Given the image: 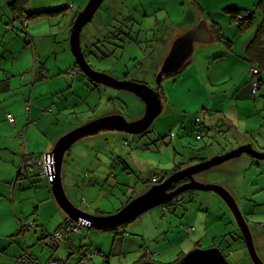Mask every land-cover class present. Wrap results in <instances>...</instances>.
Masks as SVG:
<instances>
[{
    "label": "rangeland",
    "instance_id": "1",
    "mask_svg": "<svg viewBox=\"0 0 264 264\" xmlns=\"http://www.w3.org/2000/svg\"><path fill=\"white\" fill-rule=\"evenodd\" d=\"M88 1L30 0L27 5L28 10L41 7L50 9L69 7L65 14L32 19L33 21L50 19L37 27L35 33L44 36L45 40L60 38L62 32L60 28H64L65 31L70 28L71 7L75 6L82 10ZM109 5L114 9L110 11L112 13L110 17L115 16L118 19L116 15L118 12L121 18L128 16L133 19L130 23L131 27H134L136 35L140 31L138 39L143 41L140 45L137 44L139 49L136 44H128L123 53L116 52L112 35L104 42L101 40L96 43L100 40L98 36L93 40L96 43L93 51L101 58L92 56L89 59L91 64L96 70L118 79L127 77L129 80L157 88V68L159 67L160 70L172 39H175L180 32L193 29L205 21L208 25L220 21L227 27L226 35L228 40L232 41L233 53H229L228 45L197 42L192 62L186 66V69L175 77L163 78L161 86L165 110L145 135L103 131L77 142L67 153L63 172L65 190L76 207L94 215L116 213L125 205L128 197H136L143 193L147 186L155 185L152 182L153 178L155 176L164 178L166 170L174 168L176 163L191 157L209 159L238 147L241 140L252 141L255 149L264 152V129H258L259 121H264V96L259 94L262 101L257 105L261 114L256 115L253 111L255 98L252 93L253 82L250 72L252 64L244 55L246 42L256 33L257 26L262 24L258 22L264 16V0H122L121 5L119 0H106L93 21L84 28L83 45L86 44L88 34L91 35L96 28L97 21L106 15L104 13L107 12ZM248 6L259 10L260 18L256 16L254 27L244 34L238 31L231 20V14L225 8H248ZM7 18L11 20L12 15ZM7 18L2 23H7ZM15 23L14 32L19 38L24 40L28 38L23 32L20 21L17 19ZM10 32L12 31L5 32V36ZM106 55L109 57L104 58ZM69 56L76 62L71 52ZM117 57L120 58L116 59ZM21 61L22 58L19 56L16 63L17 72L14 76L15 89L12 93H17L12 99V102L16 101V105L12 107L14 109L12 115L16 122L8 120L6 115L7 121L11 123L17 135L15 149L19 154L9 153L10 158L0 154V179L8 178L12 169L17 168L16 175L25 185L22 194L26 214H21L18 204L19 217L23 225L32 221L36 229L30 230L34 234L41 235L42 229L45 230L44 234L49 231L43 225L44 222L52 230L58 222L47 216V204H42L41 217L37 221L36 207L40 206L38 195H44L45 191H48L53 200L54 195L50 180L37 176L38 172L43 171V165L39 164L41 167L38 164L32 165L30 168L25 166L26 154L28 155L25 150L26 144L35 141L44 151H47V147L52 144L51 149H53L55 143L64 134L94 119L112 114H122L129 121L138 119L145 111V104L140 98L127 91L103 85L96 86L84 75L73 79L67 74L68 60L61 54L50 58L43 56L42 60L39 59L38 54L37 57L33 54L29 71L28 68L19 69ZM40 63L41 66L47 65L49 71L46 73L47 77L36 81L34 68L36 65L40 66ZM75 65L72 69L79 70L77 63ZM247 86L251 87L249 93L252 101L246 102L239 109L236 104L239 98L235 92ZM22 93L27 94L24 102ZM222 98L231 100L230 104H232L225 108L224 115L234 121L233 124L239 132L225 129L221 125L219 127L222 132L209 130L211 129L209 122L213 116L205 109L208 105L212 108L218 100L222 102ZM46 110L48 111L45 112ZM211 113L217 116V113ZM30 114L32 118H29ZM199 117L202 119L200 126ZM239 119L246 121L247 124L241 123L244 129L241 128ZM10 130L6 125L0 126V133H7ZM198 135L202 138H198ZM242 137L244 139H241ZM184 151L188 152L187 157L182 154ZM32 157L37 158L39 155L35 154ZM253 162L255 164L251 168L250 163ZM239 177L242 178L237 179ZM28 178L33 182L29 179L25 183ZM196 178L205 183L223 185L230 191L229 183L235 182L233 185L237 189L241 182L242 189L247 191L246 195H251L254 191L259 194L261 187L264 189V161L253 160L251 155L245 154L224 165L200 173ZM243 178L246 179V183H243ZM71 179L73 182L76 181L74 182L76 186L70 185ZM37 190L41 191L36 194ZM184 199L168 205V212H165L162 206H158L116 230L102 231L84 227L83 243L93 244L94 249L100 246L103 253L108 255L115 253V264H133L144 257L145 247L150 248L154 253L157 250V255L153 258L155 261L168 263L176 259L180 253H188L195 245L204 249L215 247L217 243L221 245L227 239V232L238 227L233 213L218 194L197 191L191 201ZM260 199L264 201V193ZM15 218L19 229L17 216ZM76 224L81 227L83 225L81 222ZM190 228L193 231H190ZM13 229L14 223L9 210L4 205H0V234L6 235ZM167 236L169 241H166ZM41 238L42 236L37 237V240L41 241ZM227 241L230 242L231 248L232 244H235L234 255L229 257L233 264H253L242 240ZM115 245L123 251H113ZM221 247L229 253L226 245ZM91 252L94 253V259L99 258V261L103 262L102 255H95L94 250ZM89 263L91 264L92 261L84 264Z\"/></svg>",
    "mask_w": 264,
    "mask_h": 264
},
{
    "label": "water",
    "instance_id": "2",
    "mask_svg": "<svg viewBox=\"0 0 264 264\" xmlns=\"http://www.w3.org/2000/svg\"><path fill=\"white\" fill-rule=\"evenodd\" d=\"M105 1L89 0L86 6L79 11L71 29V52L76 59L77 65L93 82L109 88L127 91L137 96L144 102L145 111L142 117L132 121L127 120L122 114L103 116L70 130L60 137L52 151L45 154L38 161V164L42 162L49 166L48 172L51 177L50 182L55 201L72 221L81 222L85 227L110 231L130 224L158 206H165L186 191L214 192L226 202L233 213L253 264H264V260L258 252L251 226L232 192L223 185L205 183L196 178L200 173L221 166L245 154H249L259 161H264V152L255 149L252 143L241 144L223 154L191 164L172 173L163 182L150 186L113 214L94 215L86 213L76 207L69 198L64 186L63 172L65 158L71 148L82 139L98 135L103 131H116L136 136L149 132L154 121L165 110L163 95L159 89L163 78L178 73L186 65L194 53L197 42L204 44L213 41V35L203 23L177 37L171 43L170 49L157 73V88L129 79H118L107 73L94 70L89 65L82 47L83 30L93 21ZM183 180L188 181L176 187ZM139 264L162 263L143 261ZM172 264L233 263L227 258L222 249L215 246L206 249L201 247L194 248Z\"/></svg>",
    "mask_w": 264,
    "mask_h": 264
},
{
    "label": "crops",
    "instance_id": "3",
    "mask_svg": "<svg viewBox=\"0 0 264 264\" xmlns=\"http://www.w3.org/2000/svg\"><path fill=\"white\" fill-rule=\"evenodd\" d=\"M10 1L11 0H0V4L2 5V6H0V83H1V87H0V94H1L0 95V126L6 125L11 129L7 133H5V132L0 133V154L6 156L8 158H10L9 153H11V154L13 153L15 155L19 154V152L15 149L17 141H18L17 135L13 131L11 123L9 121H7V119H6L7 114H13L12 112L14 109L12 107L14 105H16V101L12 102V99L15 97V95L17 93H15V94H12V93L15 89L14 76H15V73L17 72L16 71L17 60L19 59V56H21L22 61L20 62L21 66L19 67V69L22 70V69L28 68L27 70L29 71V68L31 67V64H32L31 61L33 58V54L35 55V57H37V54H38L40 60H42L43 56H47V58H50L56 54H61L62 56H64V58H67V60H68V63H67L68 67H66V68L67 69L74 68L73 65H75L76 62L73 59H71L69 56L70 52H71L70 35H71V29H72V25H71L72 21L74 20L76 13L79 11V9L77 7L76 8H75V6L71 7L72 19H71V22L69 25L70 28L68 29V31H65L64 28H60V30H62V32L60 33L61 37L60 38L54 37V38L49 39V40H45L44 36H38L35 33V30L41 24H44V22L50 21V19H47L46 21H43L42 19L33 21L32 19H34V18L30 19L28 21V26H27L28 28L26 30L28 32V35H30L32 39L27 40V38H25V40H24L22 38H19V35L16 34L14 31L10 32V34L5 36V32H8V30H7L6 26L3 25L4 23H2V22H4L3 20L6 19L9 15L11 16V14H12V13H10V11L8 9V3ZM4 6H6V7H4ZM49 9L50 8H48V7H41V8L33 9L32 11L29 10V12L30 11L31 12H33V11L37 12L40 10H49ZM240 9H245V10H249V11L252 10L255 12V19L253 20V23H252L251 27L249 28V29H252V27H254V25H255V22L257 21L256 16H259V18H260L259 10H255L254 8H251L249 6H248V8H240ZM39 17H43V16H39ZM39 17H35V18H39ZM263 18H264V16H263ZM263 18L259 19L260 21L258 23H260V22L263 23ZM8 20H9V18H7V21ZM231 20H232V18H231ZM202 23L205 25V27L208 29V31H210V33L213 35V41H211L209 43L210 44L216 43L219 45H224L223 42H220L216 39L215 33H214L215 30L213 31V29H211L212 23L210 25H208L206 21L202 22ZM217 23H219V25L222 29V33L227 38V35H226L227 31L225 29L227 27L223 26V24L220 21ZM260 25L261 24H259V26ZM196 26H198V25H196ZM259 26H257V28H256V31H255L256 33L259 29ZM191 29H188V30H191ZM185 32H180L179 35L175 37V39L177 37L181 36ZM245 32H243V33L246 34L248 31L246 33ZM256 33L245 44L246 45V54H244L245 57L248 56L249 46H250L251 42L253 41ZM175 39H173V40H175ZM209 43H204V44H209ZM218 49H220L222 51L224 50L223 48H218ZM228 51H229V53H233L232 52L233 46H231V48ZM229 53H227V54H229ZM42 54H44V55L42 56ZM224 54H225V52H224ZM48 71H49V69H48L47 65L41 66V63H40V66H38V67L36 65L34 68L36 81L38 79H42L44 77H47L46 73H48ZM73 79H75V78H73ZM258 79H259V77H258ZM260 80H261L260 90L257 92L256 95L253 94L254 98H255V105L253 106V111L255 112L256 115L261 114L260 109L258 108L257 104H258V102L262 101V99H260V97H259V94L261 93L262 96H264V72L261 74ZM251 81L254 82L253 77H252ZM250 90H251L250 86H247L245 89H244V87H242L241 89L236 90L237 92H235V93H237V97L239 98V100L236 101V104L239 107V109L246 102L252 101L251 100L252 96L249 93ZM252 93H253V83H252ZM22 94H23V102H24V100H26L27 94L26 93H22ZM230 102H231V100L222 98V102H221V100H218L212 108L210 107V105L207 106L205 111H209L210 115L213 116V119L210 120V122H209V124H211V126H210L211 129H209V130H215L216 131L217 127H219L220 125L221 126L226 125L225 129H227L229 127V128H231L232 131L236 130L239 132V129H237L235 127V125L233 124L234 121L227 119L224 115L225 114L224 113L225 108L228 105L230 106L232 104V103L230 104ZM221 105H222V107H221ZM40 112H41V110H40ZM211 112L217 113V116H215ZM29 118H32L31 114H30ZM239 120H240V124L241 123L247 124L246 121L241 120V119H239ZM259 124L260 125H259L258 129H264V121L260 120ZM241 126H242V124H241ZM241 128L244 129L243 126ZM219 130H221L220 127H219ZM223 132H225V131H223ZM26 133H27V131H26ZM243 137L241 139H244ZM240 143H242V144L252 143L254 145V143L248 139L247 140L245 139L243 141L241 140ZM52 146L53 145L51 144V146L47 147V151H44V149L39 147L35 141L26 144L25 150H27L26 152L28 153V155L26 154L27 158L25 159V162H24L25 166H29V168H30V166H32V165H37L40 158H42L45 154L51 152ZM35 154H38L39 157H37V158L32 157ZM182 154L184 155V157L188 156L187 151H184V153H182ZM247 162H249V161L247 160ZM38 166H40V165L38 164ZM252 166H253V163H250L251 168H252ZM232 170H233V168H232ZM16 171H17V168L14 167L12 169V173L8 176V178L5 177L3 179H0V205H4L5 208L7 210H9V213H10L11 218L13 219V223H14V229H13V231H11V233H8L6 235L0 234V264H18V260L24 254H29V255L33 256L39 262H46L51 258H53V259H64V258H66L69 261H71V263L77 264L79 262L80 257H81V254L79 251L82 248H84L86 251H89V252L94 250L95 255H102L103 256V258H104L103 262H100L99 258L94 259V257H93L92 260H89V261H92L91 264H104L105 254H107V253H103L102 247H100V246H98V249H96V248L94 249L93 244L87 245V244L83 243L84 237H85L84 232L79 233V235H78V233H73L71 235L70 239L66 241V243L62 244L61 246H59L57 248L50 246L48 243V240H44L48 235L56 232L60 228L62 229L63 228L62 226H64L63 224L68 217L67 214L59 207V205L57 204L55 199L53 200V197H51V194L48 191H45L44 195H38L40 206L36 207V209H38L37 221H39V219L41 217L40 208H41L42 204H47L48 205L47 216L50 219L51 218L55 219L56 222H58V225H56L54 227V229L52 230V229H50L49 225L44 222L43 225L49 231H48V233L44 234L45 230L42 229L41 235L34 234V232H32V230H30L31 228L28 229L29 226L32 227V225L34 224V223H31L32 221L27 220L30 224H24L23 225V221L19 217L20 214H19V209L17 206L19 204V207L21 208V214L25 215L26 214L24 211L25 210L24 209V203L25 202H24V198H23V194H22V192L24 191L25 185L23 183H21L22 179H19L17 177ZM22 171H24V170H22ZM30 173H31V170H30ZM40 173H41V171H40ZM40 173L38 172L37 176L40 178H43V177H41ZM236 174H237V172H236ZM234 175L232 174V176H234ZM240 178H242V177H239L237 179H240ZM29 179L30 178H28L25 181V183L27 181H29ZM31 179H32V177H31ZM31 179H30V181L33 182V180H31ZM43 179H46V178H43ZM65 179H66L65 184L67 185L66 182L68 181V178L66 177ZM63 180H64V176H63ZM74 182H76V181H74ZM74 182H73V179H71L70 180L71 184L69 182L68 183L72 186H76V183H74ZM243 183H246V179H244V178H243ZM233 184H235V182L229 183L231 192L233 193V196L235 197V199L238 201V204L240 205L242 212L244 213L247 221L249 222L250 226L252 227V231L255 234L254 240L256 242L257 249L259 250L258 252H259V254L261 253L262 255L260 254V256L261 257L263 256L262 258H264V201L260 199L262 194L264 193L263 192L264 189H262V187H261V190L259 189L260 190L259 194H257L256 191L253 192V190H252L251 192H253V193H251V195H246L247 191L242 189V183L241 182H240V185H238L237 189L234 188ZM42 185H44V184H42ZM250 188H251V185H250ZM40 191L41 190H37L35 193L38 194ZM166 211L168 212L169 210H166ZM16 216L18 218L17 222H18L19 229L17 228L16 218H15ZM248 218H250V220ZM23 227H24V229H23ZM34 228L36 229V226ZM234 230H231V231L233 232ZM35 233H37V232H35ZM227 233H229V232H227ZM40 236H42L43 239H41V241H38L37 237H40ZM168 239H169V237L167 236L166 241H169ZM217 244H219V243H217ZM217 246H219V245H217ZM114 250H116L117 252L123 251L122 249L119 250L117 245H115L113 247V251ZM149 250H150V248H149ZM156 252H157V250H156ZM156 252L153 255H151V253H149L150 256L148 259H146V258L144 259V257L141 259H144L145 261H155L154 259H151L150 257L155 258V255H157ZM109 254H111V253H109ZM114 255H115V253L112 252V255L110 256L111 262L113 264H115L114 263L115 262L114 261ZM138 261L139 260L135 261L133 264H136ZM173 261H169L168 263H162V262H159V263L169 264ZM155 262H158V261H155Z\"/></svg>",
    "mask_w": 264,
    "mask_h": 264
},
{
    "label": "trees",
    "instance_id": "4",
    "mask_svg": "<svg viewBox=\"0 0 264 264\" xmlns=\"http://www.w3.org/2000/svg\"><path fill=\"white\" fill-rule=\"evenodd\" d=\"M29 1L30 0H11L9 3H8V9H9V11H10V13H12L11 15H12V19L10 20H8L7 21V23H4L5 25H6V28L8 27V31H15V29H16V23H15V21L18 19L19 21H20V25H21V27H22V29H23V32H25L26 34H27V40L29 39V40H31L32 38H31V36L30 35H28V32H27V26H28V21L30 20V19H32V18H35V17H39V16H48V17H54V16H56V15H59V14H61V13H65L68 9H69V7H57L56 9H49V10H40V11H37V12H29V10H28V7H27V5H28V3H29ZM122 4V0H120V5ZM112 10H114V9H112V7L109 5V7H108V9H107V12L106 13H104V14H106V15H104L103 16V18L102 19H100L101 21H102V23H99L98 24V26H99V29H101L102 31H103V33L102 34H105V39L103 38V42L106 40V38L109 36L110 37V35H112L113 34V38H114V40H115V45L116 44H121L122 46H120V47H116V48H118L119 50V52H123L124 53V51H125V49H126V45H128V44H134V43H136V45L137 44H139L140 45V43L141 42H143V41H141L140 39H138L140 36H139V34H140V31L138 32V34L136 35L135 34V32H134V27H131V22L133 21V19H131V17H124V18H121L122 16L118 13V12H116V15H117V17L119 18V19H121L122 20V23L121 24H118V23H116V18H115V16H111L110 17V15L112 14L110 11H112ZM225 10L229 13V14H231V18H232V21H233V23L237 26V29H238V31H240L241 33H243V32H245L246 30H248L250 27H251V25H252V23H253V20L255 19V12L254 11H252L251 10V12H252V15H250L248 18H246L244 21H242V22H239V23H236L235 22V19H236V17L239 15V14H241V13H243V12H245V11H249V10H245V9H240V8H237V7H233V8H229V7H227V8H225ZM80 11V10H79ZM79 11L76 13V16L74 17V19L77 17V14L79 13ZM118 11V10H117ZM108 15V16H107ZM74 21V20H73ZM73 21H72V26H73ZM103 21H104V23H103ZM107 23H109V25L110 26H113V28L114 29H112V28H110V29H106L105 31H104V29H105V25L107 24ZM117 24H118V27H117ZM117 27V28H116ZM150 29V28H149ZM149 29H147V30H149ZM211 29H213V31H214V33H215V37H216V39L218 40V41H220V42H223V44L225 45V46H229V48H231V46H232V41H230V40H228V38H226L225 37V35L222 33V29H221V27H220V25H219V23H217V22H214V24H212V27H211ZM138 30H140V29H138ZM111 31V32H110ZM150 31H153V30H150ZM149 31V32H150ZM111 37V38H112ZM137 37V38H136ZM173 40V39H172ZM174 41V40H173ZM170 44H171V42H170ZM82 45H83V36H82ZM170 46V45H169ZM112 54V53H111ZM116 54V53H115ZM115 54H114V56H115ZM165 56H166V54H165ZM107 57H109V55L107 56H105L104 58H107ZM120 57H117L116 59H119ZM247 58L249 59V61H250V63L252 64V66L251 67H255V68H257L258 69V74L256 75L257 77L255 78V74H253V73H251V75H252V77L254 78V82H258V84H259V88H258V90H257V92L260 90V86H261V80H260V76H261V74L264 72V18H263V23L259 26V29H258V31H257V33H256V35H255V37H254V39H253V41L251 42V44H250V46H249V50H248V56H247ZM192 59V57L188 60V62L186 63V65L178 72V73H176V74H173V75H169V76H165V77H175L176 75H179V74H181L185 69H186V66L187 65H189L190 63H191V60ZM72 68H70V69H68V71H67V74L68 75H70V76H72L73 78H76L77 76H80V75H84L86 78H88L89 79V81H91L94 85H100V84H97V83H95V82H93L87 75H85L84 74V72H82L81 70H79V73L78 74H75V75H71V74H69V70H71ZM251 69V68H250ZM158 73V72H157ZM258 77H259V79H258ZM125 78H127V77H125ZM160 90H161V93H162V95H163V91H162V86H160ZM257 92L256 93H253L254 95H256L257 94ZM48 110H46V112H47ZM9 115H12V114H7V119L9 120ZM13 116V115H12ZM14 117V116H13ZM15 122H16V120H15ZM226 125H223V126H221V127H225ZM228 130H231V128H227ZM218 132L220 131L219 130V127H217V129H216ZM220 132H222V131H220ZM226 132V131H225ZM140 136H142V135H140ZM198 136H200V135H198ZM203 160H205V159H198L197 157H191V158H185V161H181V162H178V163H176L175 164V166H174V168H172V169H170V170H166V174H165V177L164 178H162V179H160L159 178V176H155L154 178H153V181L152 182H154L153 184H158V183H161V182H163L164 180H165V178L166 177H168L169 175H171L172 173H174V172H176V171H178V170H181V169H183V168H185V167H187V166H189V165H191V164H194V163H197V162H200V161H203ZM41 174V173H40ZM42 177V176H41ZM43 178H46V179H48L47 177H43ZM188 180H183V181H181V182H179L178 184H177V186L178 185H180V184H182V183H184V182H187ZM176 186V187H177ZM150 186H147L146 187V189L147 188H149ZM145 189V190H146ZM197 191H195V190H189V191H186V192H184V193H182V194H180L177 198H175L173 201H171V202H169L168 204H166L165 206H162L163 207V209L166 211V210H169L168 208H167V206L168 205H171V204H173L174 202H178V201H181V200H183V198H185L184 199V201L186 200V199H189V201H191L192 199H193V196H194V194L196 193ZM187 195V196H186ZM135 196H132V197H128L127 198V200L125 201V204H127L130 200H132L133 198H134ZM73 221L70 219V218H68L67 217V219H66V221L64 222V226H62L63 228V230L64 229H66V226L67 225H70L71 223H72ZM36 225L35 224H33L32 225V227L31 226H29V228L28 229H32V228H34ZM85 226H82L80 229H79V231L78 232H76V233H82V230H83V228H84ZM22 229V228H21ZM23 229H24V227H23ZM61 229V228H60ZM59 229V230H60ZM235 229H237V231L240 233V239H242L243 240V242H244V244H245V241H244V238L242 237V234H241V232H240V230H239V228L237 227V228H235ZM58 231V230H57ZM236 231V230H235ZM84 232V231H83ZM55 233V232H54ZM54 233H52V234H50V235H48L44 240H49L50 238H51V236L54 234ZM73 233H71L69 236H68V238H66L60 245H58V246H55V245H52V244H50L49 243V241H48V243H49V245L50 246H52V247H54V248H57V247H59V246H61L62 244H64V243H66V241L67 240H69L70 239V237H71V235H72ZM41 239H43V238H41ZM198 247V245H195V247L194 248H197ZM147 251L149 252V253H151V255H153L154 254V252L150 249L149 250V248H147V247H145L144 248V259L146 258V253H147ZM80 254H81V257H80V259H79V261L84 257V256H89V255H91V259L90 260H92V258H93V255H94V253H92L91 251L89 252V251H86L84 248H82L80 251ZM186 253H184V252H182V253H180L179 255H178V257L173 261V262H171V263H169V264H172V263H174V262H177L178 260H180L184 255H185ZM112 255V253L111 254H105V262H104V264H113L112 262H111V259H110V256ZM227 256V255H226ZM22 257V256H21ZM151 259H153L152 257H150ZM144 259H140L136 264H139V263H141V262H143V261H145ZM146 259H148V258H146ZM56 260H66V261H68V262H71V261H69L68 259H56ZM89 262V261H88Z\"/></svg>",
    "mask_w": 264,
    "mask_h": 264
},
{
    "label": "built area",
    "instance_id": "5",
    "mask_svg": "<svg viewBox=\"0 0 264 264\" xmlns=\"http://www.w3.org/2000/svg\"><path fill=\"white\" fill-rule=\"evenodd\" d=\"M250 15H252V12L251 11H245L241 14H239L236 19H235V22L236 23H239V22H242L244 21L246 18H248ZM251 73L253 74H258V69L255 68V67H252L251 70H250ZM79 73V70L77 69H72V70H69V74H72V75H75V74H78ZM259 88V84L258 82H253V93H256L257 90ZM9 120L13 123H15V119L12 115H9ZM201 118L199 117L198 118V124L199 126L202 124L201 123ZM198 138H202L201 136H198ZM39 164L43 165V171L41 172V176L42 177H47L49 180H51V177L49 176V172H48V169H49V166L46 164V163H42V162H39ZM77 222H72L70 225H67L66 226V229H60L58 231H56L52 236L51 238L48 240L50 244L52 245H55V246H58L60 245L66 238H68V236L71 234V233H76L79 231V229L81 228V226H78L76 224ZM82 226H85V225H82ZM190 231H193L192 228L189 229ZM146 258H149V252L147 251L146 253ZM91 259V255L89 256H84L77 264H84V263H87L89 260ZM18 264H73L71 262H68L66 260H56V259H49L48 261L46 262H39L37 261L33 256L29 255V254H24L19 260H18Z\"/></svg>",
    "mask_w": 264,
    "mask_h": 264
},
{
    "label": "flooded vegetation",
    "instance_id": "6",
    "mask_svg": "<svg viewBox=\"0 0 264 264\" xmlns=\"http://www.w3.org/2000/svg\"><path fill=\"white\" fill-rule=\"evenodd\" d=\"M120 1V0H119ZM99 23H102V21L101 20H98L97 21V25H95V27L96 28H94L93 29V31H92V34L90 35V34H88V37H86L87 39H89V41L86 39V44L85 45H82V47H83V52L85 53V56H86V59H87V61H88V63H89V65L94 69V70H96L95 69V67H93V65L91 64V62H90V58H92V56H94L95 58L96 57H100V56H97V55H95V52L93 51V48H94V46L96 45V43H99V42H101V40H103V38L105 39V34H102L103 33V31L101 30V29H99V26H98V24ZM103 23H104V21H103ZM116 23H118V24H121L122 23V20L121 19H117L116 18ZM118 24H117V27H118ZM114 26V25H113ZM113 26H110L109 25V23H107L106 25H105V29H104V31L106 30V29H110V28H112V29H114L113 28ZM116 27V28H117ZM111 32V31H110ZM99 37L100 38V40H98L96 43H94L93 42V40L96 38V37ZM112 36H113V34H112ZM115 38V37H114ZM93 42V43H92ZM163 42V41H162ZM134 44H136V43H134ZM131 45H133V44H131ZM114 46L115 47H120V46H122L121 44H116L115 45V43H114ZM127 46V45H126ZM137 47H138V49L140 48L138 45H137ZM116 49V52L119 50L118 48H115ZM170 49V48H169ZM169 51V50H168ZM115 52V53H116ZM168 53V52H167ZM101 58V57H100ZM102 59H104V58H102ZM162 65V64H161ZM143 66H144V63H143ZM79 67V66H78ZM160 68H161V66H160ZM79 70H81V68L79 67ZM82 71V70H81ZM98 71V70H97ZM83 72V71H82ZM157 72H159V67L157 68ZM165 78V77H164ZM125 79H128V78H125ZM122 80H124V79H122ZM161 86V85H160ZM160 89V88H159ZM145 135V134H144ZM143 136V135H142ZM245 142V141H244ZM243 143V142H242ZM242 143H240V145L242 144ZM244 144H249V143H244ZM225 153V152H224ZM249 155V154H248ZM248 160V159H247ZM253 160H257L256 158H254L253 157ZM226 164V163H225ZM253 164H255V162H253ZM224 165V164H223ZM185 183V182H184ZM183 184V183H182ZM179 186V185H178ZM177 186V187H178ZM228 207V206H227ZM226 207V208H227ZM229 209V208H228ZM230 210V209H229ZM251 229H252V227H251ZM236 230V231H235ZM233 232L232 231H230L229 233H227V235H226V238L227 239H225L224 240V242L221 244V245H226L228 248H229V253H227L228 251H224L223 249H222V247H221V245H219V244H216V246L217 245H219V246H217V247H219L220 249H222V251L225 253V255H227V258L229 259V257H230V255H232L233 253H234V251H233V246L235 245V244H232V248H231V245L228 243V241L227 240H231L232 242H235V241H240V240H242V239H240V233L237 231V229H235ZM253 232V231H252ZM253 236H255V234H254V232H253ZM243 241V240H242ZM244 247L246 248L247 246H246V244H244ZM247 251H248V249H247ZM259 251V250H258ZM249 254V253H248ZM234 255V254H233ZM250 257V256H249ZM230 260V259H229ZM253 263V262H252Z\"/></svg>",
    "mask_w": 264,
    "mask_h": 264
}]
</instances>
